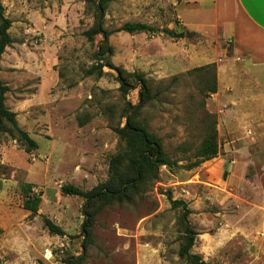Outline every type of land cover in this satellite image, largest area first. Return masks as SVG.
<instances>
[{
  "label": "rangeland",
  "instance_id": "rangeland-1",
  "mask_svg": "<svg viewBox=\"0 0 264 264\" xmlns=\"http://www.w3.org/2000/svg\"><path fill=\"white\" fill-rule=\"evenodd\" d=\"M106 1L99 20L111 32L110 62L134 85L128 91L115 69L99 71L104 60L95 54L105 47L103 34L93 40L85 35L98 20L94 2L2 0L13 38L1 59L0 77L10 87L6 105L39 146L27 152L9 125L0 134V264H192L179 255L180 210L172 208L168 191L193 210V253L213 264H264V153L255 145L258 163L250 167L249 181L205 183L207 160L192 169L162 166L158 179L130 201L98 202L92 241L82 235L85 200L61 187L90 190L108 180L121 143L115 128L140 103L133 73H142L155 94L137 110V119L186 164L209 115L217 119L223 153L228 105L219 70L243 62L210 13L182 8L180 0ZM126 22L158 31L119 30ZM214 75L217 91L210 93ZM25 182L42 196L35 215L24 208ZM44 217L66 234L51 233Z\"/></svg>",
  "mask_w": 264,
  "mask_h": 264
},
{
  "label": "trees",
  "instance_id": "trees-1",
  "mask_svg": "<svg viewBox=\"0 0 264 264\" xmlns=\"http://www.w3.org/2000/svg\"><path fill=\"white\" fill-rule=\"evenodd\" d=\"M96 4L98 20L94 27L87 30L85 35L93 40L96 34H103L105 47L96 52V59H103L104 62L99 66V71L102 73V68L106 65L118 72V78L121 83V88L128 91L134 87L129 83L128 79L123 75L121 68L116 67L109 60V52L112 48L108 45L110 31L104 29L102 22L99 20L105 11L106 0H86ZM0 71L1 59L8 45L13 42L10 34L12 21L4 13V6L0 0ZM119 30L127 32H156L157 28L144 22H126ZM183 32L179 36H183ZM95 67L91 68L89 73L95 72ZM133 76L140 84V103L132 106L133 113H127L126 122L123 126L116 127L115 131L120 137V149L112 155L109 163V178L107 181L99 183L90 190H84L74 184L68 183L61 187L64 194L78 195L84 198V215L85 222L82 225V235L92 241L91 228L94 223L96 214V205L98 202H115V201H130L135 195L142 190L148 188L154 181L158 179L159 171L162 166L169 169H192L199 166L202 162L216 157L220 151L219 132L217 129V119L213 115H209V120L206 123L205 134L199 147L193 154L188 163L181 164L179 159H174L165 149L162 138L152 132L148 126L137 119V110L142 108L146 103L151 102L155 98L152 93V88L149 86L148 80L142 73H133ZM210 93L217 91L216 75L208 82ZM10 91L9 85L0 77V134L5 131L9 125L10 134L20 140L26 148L27 152H32L37 149L39 144L30 133L19 125L17 113L6 105L7 92ZM22 190L24 192V208L31 211L33 215L37 214L42 202L41 194L33 191L31 183H23ZM168 199L171 202L172 208L179 209L178 225L181 229L182 243L179 249V255L185 258L192 264H213L205 261L199 254L193 253L191 250L195 244L198 231L194 228L190 221V215L193 210L189 207L187 201L176 199L171 191L167 192ZM46 227L51 233L64 235V229L53 222L52 219L44 217ZM0 227V231H1ZM86 246V245H84Z\"/></svg>",
  "mask_w": 264,
  "mask_h": 264
},
{
  "label": "crops",
  "instance_id": "crops-1",
  "mask_svg": "<svg viewBox=\"0 0 264 264\" xmlns=\"http://www.w3.org/2000/svg\"><path fill=\"white\" fill-rule=\"evenodd\" d=\"M180 4L212 14L214 28L233 39V51L243 61L219 70L228 105L222 115L228 140L222 154L207 160L209 172L203 182L249 181L248 171L258 163L252 145L264 153V79L260 75L264 72V0H180Z\"/></svg>",
  "mask_w": 264,
  "mask_h": 264
},
{
  "label": "built area",
  "instance_id": "built-area-1",
  "mask_svg": "<svg viewBox=\"0 0 264 264\" xmlns=\"http://www.w3.org/2000/svg\"><path fill=\"white\" fill-rule=\"evenodd\" d=\"M27 32H30V30H28Z\"/></svg>",
  "mask_w": 264,
  "mask_h": 264
}]
</instances>
